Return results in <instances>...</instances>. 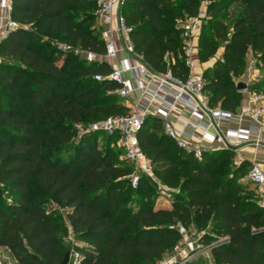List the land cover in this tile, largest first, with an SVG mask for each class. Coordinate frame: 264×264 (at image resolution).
I'll use <instances>...</instances> for the list:
<instances>
[{"label":"trees","instance_id":"1","mask_svg":"<svg viewBox=\"0 0 264 264\" xmlns=\"http://www.w3.org/2000/svg\"><path fill=\"white\" fill-rule=\"evenodd\" d=\"M11 1L18 27L0 41V248L16 264H61L70 246L80 255L78 264H155L171 239H181L182 225L202 232L215 264H264V206L239 194L249 162L234 165L235 153L227 150H208L198 158L149 115L140 145L155 176L179 191L170 206L159 207L141 198L146 176L134 188V166L119 160L111 145L98 147L106 134L80 137L79 124L130 111L124 98L110 93L115 82L94 77L109 74L106 61L84 58L75 64L73 51L52 45L57 40L105 54L94 24L96 0ZM181 1L127 0L132 6L123 14L148 65L186 79L178 20L197 16L201 1ZM206 13L198 61L216 58L220 45L223 52L203 71L205 91L212 105L237 112L241 94L235 79L245 73L250 53L262 76L249 89L264 93V0H208ZM172 54L175 60H167ZM131 190L137 210L122 204ZM58 211L66 213L74 242L62 236L67 228ZM215 237L225 240L213 244Z\"/></svg>","mask_w":264,"mask_h":264},{"label":"built area","instance_id":"2","mask_svg":"<svg viewBox=\"0 0 264 264\" xmlns=\"http://www.w3.org/2000/svg\"><path fill=\"white\" fill-rule=\"evenodd\" d=\"M120 1L96 0L97 14L102 25L100 36L105 44L103 56L89 50L72 48L67 44L61 46L64 51L82 55L88 62L106 61L111 68L109 74L98 73L94 76L95 79L115 82L117 87L110 93L129 102L130 111L127 115L108 116L90 124L88 128L79 126L80 137L87 132L117 135L125 160L134 166V172L130 176L134 188L138 186L142 176H155L154 163L139 142V132L149 115L160 117L165 134L180 148L193 152L198 158L208 150H227L244 144L261 148L264 145V93L251 91L249 102L239 111L231 112L212 105L205 91L206 81L203 71L198 70L197 55L203 17H208L206 10L201 16L178 20V27L183 32L180 58L188 69L187 78L181 79L171 71L153 70L136 50L132 40L133 27L118 11ZM207 5L208 2L206 7ZM11 9V0H0V41L18 27V23L11 17ZM155 102L159 104L156 110L153 109ZM177 107L187 109L190 116L172 120L170 115ZM232 120L238 121L239 126L224 131L221 123ZM200 127L202 132L198 130ZM193 136L209 143L203 145L200 139L193 140ZM247 178L264 197V168L258 163H252ZM189 230L191 229L182 225L179 227L183 236H187ZM68 239L74 242L71 230ZM71 262H80V255L75 250L71 252ZM172 263L171 259H165L155 264ZM0 264H7L1 252Z\"/></svg>","mask_w":264,"mask_h":264},{"label":"rangeland","instance_id":"3","mask_svg":"<svg viewBox=\"0 0 264 264\" xmlns=\"http://www.w3.org/2000/svg\"><path fill=\"white\" fill-rule=\"evenodd\" d=\"M177 5H181V0H173ZM201 5L199 9L198 16L202 15L205 11L203 8L206 7V3L208 0H200ZM127 0H121L118 4V11L123 14V9L129 8L132 5L126 4ZM129 6V7H128ZM97 4L95 5V23L94 24H100V19L97 14ZM207 8V7H206ZM128 10V9H127ZM239 11V9L236 10V14ZM124 15V14H123ZM209 20V17H203V25L207 23ZM229 26L232 23V18L228 19ZM62 42L53 40L52 45L58 47L61 49ZM222 45L219 46L218 52L216 57L220 55L222 52ZM78 58L74 62L75 64H78L83 61L84 57L82 55H76ZM215 58V57H214ZM199 68V67H198ZM260 72H262L260 70ZM261 79V78H260ZM259 79V80H260ZM90 123L88 124H79V126H83L88 128ZM79 129V128H78ZM109 140L106 135L100 136L98 139V147L105 150L109 145L113 148L115 152V156L119 160H125L124 158V151L123 149L118 145V137L116 139ZM233 164L237 165V159L234 158ZM233 168V167H232ZM240 186L241 190L239 194L241 195V198L245 200H253L257 202V204L264 206V197L257 191L256 186L247 178V173L241 175L240 179ZM178 190H173L170 188H167L163 185V183L156 177V176H148L146 177V184H145V192L141 194V198L144 200H147L148 202L152 204H156L159 207L163 206H170L172 204V200L174 198V194L178 193ZM5 197L8 201L11 200V198L8 195V192L5 191ZM137 194L134 193V191H129L128 195L125 197H122V204L124 208L133 207L134 210H137L139 208V204H137ZM61 213V211H58ZM61 214L64 215V222L65 226L67 228V231L62 234V236L66 237V243L68 244L69 241V235H70V229H69V221L65 217V212L63 211ZM114 217V215H113ZM264 229V227H262ZM187 236H181L180 240L171 239L169 249L166 252V254L163 256V258L157 262H160L165 259H171L172 264H215L213 254L211 252V246H208L201 242L200 238L202 235L201 231H198L194 228L188 231ZM217 239L213 244L219 243L224 241V238H216ZM212 244V245H213ZM0 252L6 259L7 264H16V261L12 257V254L6 249H0ZM156 262V263H157Z\"/></svg>","mask_w":264,"mask_h":264},{"label":"crops","instance_id":"4","mask_svg":"<svg viewBox=\"0 0 264 264\" xmlns=\"http://www.w3.org/2000/svg\"><path fill=\"white\" fill-rule=\"evenodd\" d=\"M203 10L205 11L206 7L203 8ZM98 25H99V31H100L102 28L101 22ZM222 52H223V49H222ZM222 52L220 53V55L218 57L212 58L207 63H200L198 61V67H199L198 70L204 71L206 68L213 66L216 59L222 55ZM179 56H181V52L179 53ZM167 59L168 60L171 59L174 61L175 55H170V56L168 55ZM261 76H262V72H260V69H258L256 67V60L253 57L252 53H250L246 59L245 73L241 77L235 79L236 82L243 81L248 85L247 89L239 90V93L241 94V106L239 109H241V107L243 105H246L249 102V97H250V92H251V90L249 89V86L252 85L253 83L257 82L261 78ZM125 104L129 107V102H127L126 99H125ZM158 107H159V104L157 102H155L153 104V109L156 110ZM239 109H238V111H239ZM150 116H155V115H150ZM189 116H190V112L187 109L180 108V107H177L176 109H174L170 115L171 119L174 121L179 119V118L186 119ZM155 117H157V116H155ZM158 118H160V117H158ZM238 126H239V122L236 120L221 123V127L224 131L228 130V128H236ZM198 130H199V132L203 131L202 127H200V129H198ZM191 138L193 140H196V141H199V139H200L197 136H193ZM263 140H264V135H263ZM201 141H202L201 143L203 145L209 143L207 140H201ZM220 151H224V150H220ZM227 151H232L235 153V158L237 159L238 165L244 161H247L250 164L258 163L264 168V145L261 148H254L251 145H245L244 144V145H240L236 148L227 149ZM0 249H4V248H0Z\"/></svg>","mask_w":264,"mask_h":264},{"label":"water","instance_id":"5","mask_svg":"<svg viewBox=\"0 0 264 264\" xmlns=\"http://www.w3.org/2000/svg\"><path fill=\"white\" fill-rule=\"evenodd\" d=\"M237 87L239 90H245L248 88V85L243 81H239ZM71 252H72V247L70 246L61 264H71Z\"/></svg>","mask_w":264,"mask_h":264}]
</instances>
